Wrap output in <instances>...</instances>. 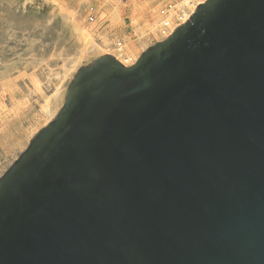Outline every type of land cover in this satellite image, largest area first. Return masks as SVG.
<instances>
[{
	"label": "water",
	"instance_id": "obj_1",
	"mask_svg": "<svg viewBox=\"0 0 264 264\" xmlns=\"http://www.w3.org/2000/svg\"><path fill=\"white\" fill-rule=\"evenodd\" d=\"M0 264H264V0L81 67L0 177Z\"/></svg>",
	"mask_w": 264,
	"mask_h": 264
},
{
	"label": "rangeland",
	"instance_id": "obj_2",
	"mask_svg": "<svg viewBox=\"0 0 264 264\" xmlns=\"http://www.w3.org/2000/svg\"><path fill=\"white\" fill-rule=\"evenodd\" d=\"M163 1L159 9L167 1L176 4ZM131 5V0H0V177L57 116L81 67L102 55L116 58L114 47L138 41ZM111 7H117L118 21L104 15ZM76 24L89 26L105 49L91 52L72 70L80 49ZM147 38L143 51L164 40ZM47 99L48 119L43 111Z\"/></svg>",
	"mask_w": 264,
	"mask_h": 264
},
{
	"label": "bare ground",
	"instance_id": "obj_3",
	"mask_svg": "<svg viewBox=\"0 0 264 264\" xmlns=\"http://www.w3.org/2000/svg\"><path fill=\"white\" fill-rule=\"evenodd\" d=\"M131 1H132L131 16L133 21H135V26L139 31V39L137 42L131 44L123 42L118 47H114L115 56L117 60L120 63H122L124 66L133 65L137 61L139 52L145 49V47L147 46L146 43L150 39V38L148 39L147 37L152 36L153 38L158 40L159 39L161 40V38L164 37L163 35H160L158 30L162 18L159 13V6L164 1L163 0H131ZM199 3L200 0L199 1L176 0V6L183 14V18H182L183 23L189 18L191 14L194 13L195 8ZM104 15H107V17H109L112 21H118L120 18L117 7H111L109 10H106ZM75 30L80 31V34L77 37V42L78 44H80V49L76 60L72 62L73 63L72 70L75 68L76 65H78L81 62L82 59L90 55L91 52L104 51L105 49L101 45H98L95 42V40L91 36L92 34L89 26H84L83 24H76ZM49 107H51V103H49V100L47 99L45 101V104L43 105L44 117H46V119H48L52 115L51 111L48 109Z\"/></svg>",
	"mask_w": 264,
	"mask_h": 264
},
{
	"label": "built area",
	"instance_id": "obj_4",
	"mask_svg": "<svg viewBox=\"0 0 264 264\" xmlns=\"http://www.w3.org/2000/svg\"><path fill=\"white\" fill-rule=\"evenodd\" d=\"M159 13L162 18L158 30L165 39L178 25L183 23V14L173 1L165 2L159 9Z\"/></svg>",
	"mask_w": 264,
	"mask_h": 264
}]
</instances>
